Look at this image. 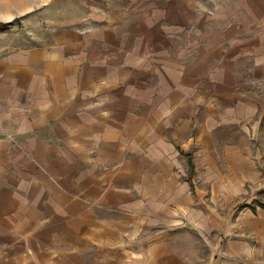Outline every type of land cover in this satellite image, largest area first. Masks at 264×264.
Segmentation results:
<instances>
[{
  "label": "crops",
  "instance_id": "crops-1",
  "mask_svg": "<svg viewBox=\"0 0 264 264\" xmlns=\"http://www.w3.org/2000/svg\"><path fill=\"white\" fill-rule=\"evenodd\" d=\"M244 262L264 0H0V264Z\"/></svg>",
  "mask_w": 264,
  "mask_h": 264
},
{
  "label": "built area",
  "instance_id": "built-area-1",
  "mask_svg": "<svg viewBox=\"0 0 264 264\" xmlns=\"http://www.w3.org/2000/svg\"><path fill=\"white\" fill-rule=\"evenodd\" d=\"M243 264H248V263L244 262Z\"/></svg>",
  "mask_w": 264,
  "mask_h": 264
},
{
  "label": "trees",
  "instance_id": "trees-1",
  "mask_svg": "<svg viewBox=\"0 0 264 264\" xmlns=\"http://www.w3.org/2000/svg\"><path fill=\"white\" fill-rule=\"evenodd\" d=\"M191 166H192V164H191Z\"/></svg>",
  "mask_w": 264,
  "mask_h": 264
}]
</instances>
